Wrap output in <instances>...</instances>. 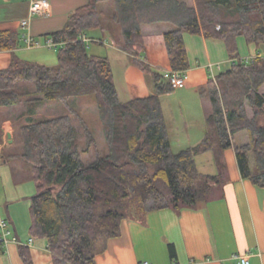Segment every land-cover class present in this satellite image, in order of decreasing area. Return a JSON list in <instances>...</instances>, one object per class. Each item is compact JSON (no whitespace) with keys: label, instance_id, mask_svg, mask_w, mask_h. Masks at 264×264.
Wrapping results in <instances>:
<instances>
[{"label":"trees","instance_id":"trees-1","mask_svg":"<svg viewBox=\"0 0 264 264\" xmlns=\"http://www.w3.org/2000/svg\"><path fill=\"white\" fill-rule=\"evenodd\" d=\"M105 2L114 5L117 46L150 77L156 95L121 102L109 58L89 53V42H96L89 34L108 26L99 9ZM159 23L173 27L165 35L172 70L190 69L184 33L225 42L233 60L201 89L209 99L204 140L179 152L172 149L160 97L173 89L143 60V27ZM239 37L264 46V0H88L61 30L45 36L57 44L55 66L21 58L14 53L24 45L20 35L0 32V51L12 52L10 65L0 69V144L4 121L15 130L14 143L0 156L15 183H35L30 235L47 241L53 264H97L100 246L120 236L123 220L144 222L152 210L198 209L213 200L226 181L228 149L235 150L242 178L264 188V56L241 61ZM82 97L97 105L108 146V154L90 164L79 143L86 124L73 116ZM244 131L249 143L235 146L234 137ZM206 153L214 155L216 175L197 167L196 157ZM19 246L24 264H34L30 247ZM170 253L176 258L172 245Z\"/></svg>","mask_w":264,"mask_h":264},{"label":"crops","instance_id":"crops-1","mask_svg":"<svg viewBox=\"0 0 264 264\" xmlns=\"http://www.w3.org/2000/svg\"><path fill=\"white\" fill-rule=\"evenodd\" d=\"M31 1L0 0V32L14 31L21 38L27 33L34 38L45 37L61 30L74 10L88 4V0H49L50 16L29 19ZM26 19H29V27L24 28L22 22ZM172 30L173 27L166 23L143 27L146 49L143 60L162 74L172 70L165 43V35ZM89 35L99 46L95 55L109 58L121 102L145 99L158 93L150 77L117 46L115 39H120L121 33L112 21L108 22L107 29ZM183 37L190 63L187 84L160 96L175 152L200 145L207 133L209 99L201 95V89L212 79L209 65L216 68V76L233 66L225 42L189 33H184ZM247 45L248 51L250 44ZM238 47L242 59V47H245L242 37L238 38ZM262 47L256 46L247 57L264 56L258 52ZM24 50L21 43L14 53L24 59L21 55ZM46 58L38 56L33 62L54 61V57ZM11 60L12 52L0 51V69L7 68ZM217 66H221V70ZM260 92L264 94V86ZM3 127L7 140L8 134L13 136L14 129L11 122H6ZM245 141L249 142L248 139ZM224 162L229 180L222 186L223 193L198 209L165 208L148 212L144 222L123 220L120 236L100 246L97 264H237L235 255L248 256L250 264H264V188L242 178L234 148L225 151ZM196 163L204 175L218 173L213 153L197 156ZM0 170L5 201L10 204L6 210H1L0 206V217L9 220L23 243L34 239L29 246L34 264H53L47 241L30 235L31 202H22L35 193L34 182L29 180L15 185L12 175L2 167ZM170 245L175 249L174 259ZM4 250L5 253H1L0 246V264H24L18 244L9 243Z\"/></svg>","mask_w":264,"mask_h":264},{"label":"rangeland","instance_id":"rangeland-1","mask_svg":"<svg viewBox=\"0 0 264 264\" xmlns=\"http://www.w3.org/2000/svg\"><path fill=\"white\" fill-rule=\"evenodd\" d=\"M99 9L104 12L103 19H104V22L106 24H108V22L111 21V18H112L113 3L112 2L102 3L99 5ZM36 17H39V16H36ZM37 39L44 41L46 38L41 36V37H38ZM242 41H244V45H245V47H242V55H243L242 59H244V60L249 59L248 61H250L254 57H252V58L247 57V56H249L248 52L249 51L254 52L256 45L250 44L249 45L250 48L248 47L249 50L247 51L246 39L244 37H242ZM97 47H99V46L96 43H93L92 41H90L89 42V53L92 55H95L96 51L98 49ZM255 52H257V50ZM258 52H261V54L264 55V46L262 48H260L258 50ZM21 55L24 57L25 60L30 61V62H33V60H34L33 58H36L38 56H46L47 60L54 57V61H46L45 63H43V65H47V66H55L58 63L57 49L56 48L49 49L47 47H43V48L33 49V50H24V52H22ZM81 100L84 101V104H82V105L80 104V105H77L74 107L75 113L73 114V116L78 118L76 120L77 124H79V120L86 124L85 127L79 133V143H80V150H81V154H82V160L84 161V163L90 164V163L96 161L99 157H105L108 154V148H107L108 146H107V141L105 138L104 131L100 125L99 110H98L97 105L94 103L93 98L92 97H82ZM51 105H52V106H50L51 108L56 107L55 104H51ZM25 109H26V107L24 105L20 106V108H19L20 111H24ZM1 112H2V110H0V113ZM247 113H248V116L250 118H252V116L254 115L253 110L251 108H248V107H247ZM2 118L3 117L0 115V119H2ZM6 122H11L13 129H14V124L12 123V121H4L3 122V125H2L3 137H2V144H0V152L4 146H9V145L14 143V139H13L14 133H13V136L11 135V139L13 140L12 143H10V139L8 138V136H7V140H6L5 129L3 127ZM261 123H264V116L261 119ZM14 132H15V130H14ZM241 133L242 134L239 133V135L236 138L234 137V140H235L234 143L237 146L244 145V143L247 144L245 139H248V141H249L248 132L244 131ZM175 148H177V147L175 146L174 150H176ZM3 162L6 163V161L2 160V157L0 156V164ZM1 167L6 169L9 172V174L12 175L11 165H8V164L0 165V169H1ZM11 179H12L13 183H15L13 176H11ZM225 180H227V181L229 180V176L227 175V173L225 175ZM24 183H28V181H24L21 184H24ZM33 184L35 185V183H33ZM15 185H18V184L15 183ZM222 189H223L222 187H219L216 191V195L223 193ZM35 193H36V187H35ZM32 196H30V197H32ZM30 197L23 199L22 202L23 203L29 202ZM5 199H6V194H5L4 186L2 184V175H1V170H0V206H1V210H6V206L9 207V205H10L8 202L5 201Z\"/></svg>","mask_w":264,"mask_h":264},{"label":"built area","instance_id":"built-area-1","mask_svg":"<svg viewBox=\"0 0 264 264\" xmlns=\"http://www.w3.org/2000/svg\"><path fill=\"white\" fill-rule=\"evenodd\" d=\"M51 15V3L49 0H32L30 6V15L29 19L39 16H50ZM29 19H26L22 22V27L27 28L29 27ZM24 47L27 50L39 49L43 47H47L49 49L56 48L57 44L53 39H45L41 41L37 38H34L30 35V33L25 34L23 37ZM87 41V40H86ZM249 59L241 61L247 62ZM218 70H221V66H217ZM208 70L211 74L212 79H216V68L214 65H209ZM165 79L169 81L172 89H181L184 88L188 81V71H176L170 70L164 73ZM0 241L4 246L8 245L9 243H16L18 245L22 244L20 238L15 234L13 228L8 219L0 217ZM34 239L30 238L27 243H24L28 246H31ZM234 260L237 264H250L248 256L245 255H235ZM143 264H149L147 262Z\"/></svg>","mask_w":264,"mask_h":264},{"label":"water","instance_id":"water-1","mask_svg":"<svg viewBox=\"0 0 264 264\" xmlns=\"http://www.w3.org/2000/svg\"><path fill=\"white\" fill-rule=\"evenodd\" d=\"M8 138L10 139V143H12L13 140L11 139V134H8Z\"/></svg>","mask_w":264,"mask_h":264}]
</instances>
